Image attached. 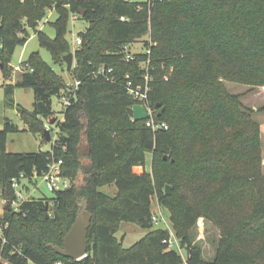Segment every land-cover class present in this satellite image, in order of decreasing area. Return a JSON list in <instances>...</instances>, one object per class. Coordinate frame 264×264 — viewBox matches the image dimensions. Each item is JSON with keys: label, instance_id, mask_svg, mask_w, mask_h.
Masks as SVG:
<instances>
[{"label": "trees", "instance_id": "1", "mask_svg": "<svg viewBox=\"0 0 264 264\" xmlns=\"http://www.w3.org/2000/svg\"><path fill=\"white\" fill-rule=\"evenodd\" d=\"M49 10L58 13L56 37L41 30L38 37L55 60L71 51V15L89 23L75 51L73 74L80 83L68 85L39 51L23 62L16 86L35 94L32 111L18 108L29 130L44 136L46 120L55 113L53 96H67L70 104L63 120L51 122L58 138L48 152H9L8 134L19 127L6 118L0 129V197L13 199L14 178L24 174L33 183L53 160H63L71 185L52 198L32 197L17 210L6 208L0 256L7 263L0 264H264V245H253L264 232L261 128L252 109L225 85H264V0H0V65L6 73L17 47ZM148 34L152 42L145 51L127 60L129 45ZM143 63L157 67L147 105L167 129L154 131L146 120L132 119L137 100L130 88L141 85ZM162 63L174 65L168 79ZM101 67L113 70L106 76L98 73ZM16 86L8 85L6 95L13 96ZM148 153L155 177L134 171L147 164ZM112 183L114 196L101 191ZM154 197L171 211L187 259L164 242L169 230L155 227ZM243 199L247 209L234 216L228 203ZM83 211L92 214V223L87 255L76 260L55 247H63ZM201 217L221 227L212 261L203 259L190 237ZM123 221L146 229V235L124 247L116 236Z\"/></svg>", "mask_w": 264, "mask_h": 264}, {"label": "rangeland", "instance_id": "2", "mask_svg": "<svg viewBox=\"0 0 264 264\" xmlns=\"http://www.w3.org/2000/svg\"><path fill=\"white\" fill-rule=\"evenodd\" d=\"M135 2H146L147 0H131ZM58 18V13L55 10L47 11L43 20L40 21L36 29H30L31 37L27 43L23 46H18L15 53L12 55L10 66L8 72L2 68L0 65V129L4 128L6 118H10L12 122L18 125L19 129L17 131L10 132L8 134L7 140V150L12 153H29L35 151H51L55 139L58 138V133L52 141L45 140L43 134H35L28 129L27 125L22 119L19 111V106L32 111L35 94L32 88H23L16 86L18 78L22 71L17 70V67L23 65V62L29 58L33 52L39 51L43 59L49 63L67 82L68 85L73 84L78 79L75 78L73 74V68L77 65L75 58V51L80 48L81 45H76L75 40L80 32H84L88 26V21L84 20L80 15H71L68 29L66 33V38L70 45V52L74 53V63L72 70H68L67 63L63 59L55 60L51 52L40 45L38 31H44L51 38L56 37V29L53 26V22ZM152 42L150 34L137 39L135 42L129 45V50L132 54L144 52L147 43ZM69 53V52H68ZM144 77L140 82L141 85L148 84L152 88V80L156 78L157 67L147 66L143 63ZM166 68V65L162 63L161 70ZM11 69V70H10ZM10 71V72H9ZM155 74H154V73ZM174 72V65H169L164 72V78L168 79ZM9 73V74H8ZM152 76V78H151ZM8 85H14L15 92L13 96L6 95V87ZM225 85L232 94L239 95L241 102L248 109H252L251 117L259 123L261 128L260 142L262 150V161H261V172L264 176V85H249L244 83H238L233 81L225 80ZM13 101H12V100ZM54 116L56 115L57 121L62 119L64 116L65 105L64 96L56 95L52 98ZM11 102L12 105L10 104ZM52 117H50L51 119ZM55 119V120H56ZM134 120V118H132ZM52 120V119H51ZM54 120L53 125H56ZM53 122V120H52ZM47 123V120H46ZM152 157L151 153L147 154V164L145 166L140 165L134 168V171L138 174L144 173L146 170L149 171L153 177L152 171ZM87 169L90 165L85 163ZM171 186V185H170ZM29 188L23 186L19 187V190L24 195L32 193L33 197H48L52 198L54 191L50 190L49 187L43 183L41 178H37L35 182L28 183ZM101 191L114 196L117 193V186L112 184H107L100 188ZM1 198V197H0ZM248 200L243 199L239 202H229L228 208L230 213L234 216H239L244 210L247 209ZM3 206L0 205V218L4 217L5 209H1ZM153 211L154 214L158 216L159 222L155 223V227L166 228L170 232V237L174 240L175 244L179 245L180 253L185 259L188 256V250L186 246L183 247L181 240L177 237L175 228L171 221V211L168 208L162 207L159 204L157 197L153 199ZM147 233V230L140 227L136 223L123 221L120 225V229L116 233L117 238L122 243L124 247H130L140 241ZM190 237L193 245H197L202 249L203 259L206 261H212L219 247V243L222 237L221 227L214 221L205 217H201L196 225L190 231ZM254 247L260 248L264 245V232L260 233L256 237ZM0 260L7 263L1 256Z\"/></svg>", "mask_w": 264, "mask_h": 264}, {"label": "built area", "instance_id": "3", "mask_svg": "<svg viewBox=\"0 0 264 264\" xmlns=\"http://www.w3.org/2000/svg\"><path fill=\"white\" fill-rule=\"evenodd\" d=\"M122 19H124V18H122ZM82 42H83V37L80 34L77 35L76 40H75V44L81 45ZM125 48L127 49L128 45H125ZM126 57H127V60H129L133 57V54L129 53V54H127ZM17 70L23 71L24 66L19 65L17 67ZM112 70H113L112 68L106 69L105 67H101V68H99L98 73L108 76V73L112 72ZM79 83H80V81L77 80L73 84H70V85L71 86H78ZM150 92H151V88L148 84L138 85L137 87H134V88L131 87L130 88V93L137 100L136 103L144 104L148 108L150 117L148 119H146L147 126L152 128L154 131L159 130V129H167L168 124L165 121L156 119L154 116V110L147 105V101H148ZM63 104L65 105V107L67 105H69L70 104V98L67 96H64ZM50 124H51V122H50ZM50 128L52 129V126H50ZM55 131H57V130H55ZM62 164H63L62 159H59L57 161L53 160L52 162H50L48 164V168L45 171H43L39 175L38 174L35 175V179L41 178L43 183H45L49 187V189L52 191H57V190H62V189L68 188L71 185V181L68 177L63 175ZM21 186H23L25 188H27V186H28V179L26 178V176L24 174H21L19 179L18 178L13 179L12 187L14 188V191H15V197L13 199L5 198V197L0 198V205L3 206V208H1V209L6 210V205L10 201V204L13 207V209L17 210L20 207V205L22 204V202H24L25 200L31 199L33 197L32 193L24 195L21 192V190H19V187H21ZM153 220L155 223L159 222L158 216L156 214L153 215ZM0 221H1V219H0ZM164 242H167L169 244V246L172 248H179V245L178 244L176 245L174 240L171 237L164 240ZM86 255H87V253L84 256H82L76 260H81ZM55 264H66V263L62 260H59Z\"/></svg>", "mask_w": 264, "mask_h": 264}, {"label": "water", "instance_id": "4", "mask_svg": "<svg viewBox=\"0 0 264 264\" xmlns=\"http://www.w3.org/2000/svg\"><path fill=\"white\" fill-rule=\"evenodd\" d=\"M64 60L67 63L68 70H72L74 63V53L69 52L64 55ZM133 117L134 120H146L150 117L148 108L141 103H135L133 105ZM44 136L47 141H52L56 136V132L49 128L44 129ZM89 153V151H88ZM89 169H86L88 172ZM172 187L170 185L166 186V193L171 192ZM6 208L12 210L13 207L10 201L7 203ZM92 223V214L88 211H83L77 218L76 222L73 224L71 230L67 233L64 239L63 247L56 246L55 250L57 253L72 259H78L87 253L88 249V229Z\"/></svg>", "mask_w": 264, "mask_h": 264}, {"label": "crops", "instance_id": "5", "mask_svg": "<svg viewBox=\"0 0 264 264\" xmlns=\"http://www.w3.org/2000/svg\"><path fill=\"white\" fill-rule=\"evenodd\" d=\"M19 80H20V77L18 78V81H19ZM56 118H57L56 115H55V116L53 115L51 119H52V120H55ZM51 119L49 118V119L47 120V123H46V127L49 128V129H51V128H50V126H51L50 122H52ZM63 119H64V116H63L62 119H60V120H63ZM51 130H52V129H51ZM54 131H55V130H54ZM57 131H58V130H57ZM57 131H55L56 134H57ZM55 137H56V136H55ZM55 137H54V138H55ZM54 138H53V139H54Z\"/></svg>", "mask_w": 264, "mask_h": 264}]
</instances>
